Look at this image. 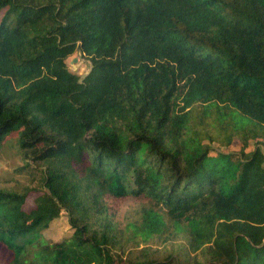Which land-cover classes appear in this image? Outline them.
<instances>
[{"label":"trees","instance_id":"16d2710c","mask_svg":"<svg viewBox=\"0 0 264 264\" xmlns=\"http://www.w3.org/2000/svg\"><path fill=\"white\" fill-rule=\"evenodd\" d=\"M10 135L39 186L0 189V264H264V0H0Z\"/></svg>","mask_w":264,"mask_h":264},{"label":"rangeland","instance_id":"374dc122","mask_svg":"<svg viewBox=\"0 0 264 264\" xmlns=\"http://www.w3.org/2000/svg\"><path fill=\"white\" fill-rule=\"evenodd\" d=\"M67 68L70 72L77 74L80 78L89 71L90 62L79 52L73 54L68 58ZM15 135H10L5 143L0 146V189H7L21 192L24 188L30 189L31 192L26 198L24 209L28 210L33 205L34 193L33 190L39 186L38 171L29 169L30 166H35L29 162L19 152L15 144ZM253 149V143L249 150ZM37 167V166H35ZM108 207L109 220L112 224H116L119 228L130 222H138L141 217L142 210L149 207V202L145 199H122V200H106ZM167 221V219H166ZM69 234L67 226V219L64 214L53 222L51 227L43 233V237L50 242L60 240L65 235ZM179 241L166 243L163 246H172L178 244ZM150 250L159 251L162 247L161 244L151 242L148 244ZM161 251V250H160Z\"/></svg>","mask_w":264,"mask_h":264}]
</instances>
